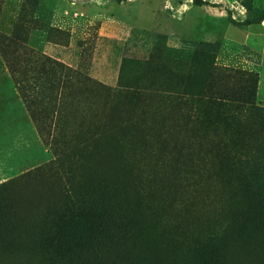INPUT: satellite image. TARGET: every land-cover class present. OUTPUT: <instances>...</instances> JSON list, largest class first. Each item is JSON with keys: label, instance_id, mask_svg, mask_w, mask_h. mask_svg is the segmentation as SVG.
<instances>
[{"label": "rangeland", "instance_id": "1", "mask_svg": "<svg viewBox=\"0 0 264 264\" xmlns=\"http://www.w3.org/2000/svg\"><path fill=\"white\" fill-rule=\"evenodd\" d=\"M202 2L0 0V264H178L201 251L216 261L263 226L262 186L241 174L228 185L212 146L221 128L201 116L213 83L249 71L232 63L224 38L246 19L264 22V0ZM157 43L162 56L189 61L204 45L211 66L194 65L201 81L188 72L174 90L164 70L152 76L143 65L136 84L132 64L118 84L122 61L148 58ZM243 114L254 160L264 127ZM107 154L134 179L135 200L104 170ZM256 170L264 173V157L245 177ZM71 206L87 213L83 224L58 218ZM229 219L237 229L221 238Z\"/></svg>", "mask_w": 264, "mask_h": 264}, {"label": "trees", "instance_id": "2", "mask_svg": "<svg viewBox=\"0 0 264 264\" xmlns=\"http://www.w3.org/2000/svg\"><path fill=\"white\" fill-rule=\"evenodd\" d=\"M194 1H196V3H203L202 0ZM255 21L258 20L246 19L243 23L240 22V24H250ZM214 46L215 44H205V47L209 48H214ZM207 50L208 49L204 48V45L198 46L197 43L196 49L193 50V54L190 59L191 61L181 59L175 60L162 56L159 44L157 43L153 46L148 58H145L144 60L135 59V61H122V64L125 65L120 68L118 84L123 80L122 76L123 72H125L124 68L129 70L130 68L134 67L132 66V64H135V75L132 76V80H135L136 84L140 79L139 74L137 73L139 65H143L146 70H151L152 76H154L158 70H164L163 73H165L164 75L167 77L166 82L169 83L174 90L178 89L181 86L182 81H184L185 79L187 80L188 72L191 75L190 77L192 78V82H199L201 81L198 78V76L200 75L197 71L195 72L194 65L203 64L201 67H205V72L209 69V67L211 66V59L213 58V55L211 56L210 54L212 53H208ZM126 62L128 63V65H126ZM173 62V66L174 68L177 67V71L171 70L172 66H170V64ZM168 71H170L171 74L167 76ZM163 73L161 75V79L162 81H165L162 78ZM226 75L228 76V79L224 81L223 88H219L213 83L214 90L213 93H209V96L206 100L207 106H205V109L202 113L201 121L202 123L212 122L213 124H215V126L217 125V127L220 126L221 128V136L216 140V142L213 143V145H211L214 146L215 149H217L218 155L216 156L220 161L221 166H223L228 173L226 175L228 185L231 182H235L236 177H240L241 174V181L246 180L248 182V185L246 184L247 186L250 187L249 182H252L251 185L253 188L262 186V189L260 190L263 191L258 192L259 195H264V173L261 174V172L256 170L253 172V177L249 179L244 175L245 170L252 168L254 169V166H258L259 160H263L264 157V155H261L258 158L251 160L250 157L245 153L246 148H244V136L246 135L247 130H245V126L243 123L245 122L243 113L248 112V115L252 114V119L255 121H259L260 125L258 126L264 127V106H260L256 101L259 76L257 72L243 70L230 72L229 75L228 73H226ZM222 78L225 79L226 77L222 76ZM129 80L130 79H128V81ZM210 87L211 84L208 85L209 89ZM104 90V94L106 96H109V92L111 91L109 90V87L106 86ZM195 90L196 94H204L203 91L201 93V90L198 87H196ZM243 105L245 106L243 107ZM197 116L199 122L200 114ZM199 123L201 124V122ZM242 123L243 125L241 126ZM228 132L234 133L233 135L235 136V140L234 138L230 137L231 135ZM249 133H251V131ZM256 135V131H252L251 137L253 140L250 141L255 142V140H257V137H255ZM238 139L241 141L240 144H237L239 148L233 149V145ZM249 143L252 144V142ZM111 155L112 154H107L105 159L102 160L103 165L105 166L104 170L108 174L120 180V182L122 183V185L120 186L122 187V189H124L125 196H131L135 200L134 179L128 173H124L118 167L117 156L110 157ZM239 187L240 191H245L243 183L239 184ZM13 196L15 206L16 208H18L20 198L17 194H14ZM23 201L25 205L26 203H28L29 198H24ZM143 203L141 204L143 205ZM258 208L259 210L263 211L264 215V208H262L260 203L258 204ZM58 218L64 223L75 224L77 222V225H81L83 224L82 221H85L87 219V213L80 212V210H77L75 207L71 206L66 212L62 213L60 217L58 216ZM237 221L238 220L232 223L229 219L228 227H226V229L219 230L220 237L222 238V236H227L231 232L233 233L237 229ZM254 230L255 234L253 235L252 232V237L247 238L246 236V238H243L238 236L235 243L226 246V249L223 250L221 254H218L216 261H214L212 258H209L208 255L205 254V252L201 251L200 255L196 256L197 258H190L189 261L181 260L178 262V264H264V224L263 226L259 225ZM238 240H240V242H238ZM23 261L24 262L19 261L17 264H32L28 260H26V258ZM145 264H151V260H148Z\"/></svg>", "mask_w": 264, "mask_h": 264}, {"label": "crops", "instance_id": "3", "mask_svg": "<svg viewBox=\"0 0 264 264\" xmlns=\"http://www.w3.org/2000/svg\"><path fill=\"white\" fill-rule=\"evenodd\" d=\"M212 24L213 26H215L216 21L212 22ZM263 24H264L263 21L262 23L257 25L249 24L247 26H244L242 33L237 31L231 33L230 37L224 38L225 40H227V44L229 46L227 52H233L235 55L233 57L232 63L233 62L237 63V65L243 69H247L249 71H255L258 73L259 79H258L256 98H257V103H259L262 106H264V80L262 75L264 68V25ZM199 27L204 28V23H200ZM223 32L219 33L217 39L223 38L224 35ZM231 46H233L234 49L230 48ZM228 61L230 62V58L228 59Z\"/></svg>", "mask_w": 264, "mask_h": 264}, {"label": "bare ground", "instance_id": "4", "mask_svg": "<svg viewBox=\"0 0 264 264\" xmlns=\"http://www.w3.org/2000/svg\"><path fill=\"white\" fill-rule=\"evenodd\" d=\"M253 260V259H252ZM248 264V263H247Z\"/></svg>", "mask_w": 264, "mask_h": 264}]
</instances>
